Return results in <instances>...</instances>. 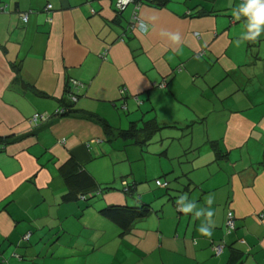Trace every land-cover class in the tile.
<instances>
[{
  "label": "crops",
  "instance_id": "crops-1",
  "mask_svg": "<svg viewBox=\"0 0 264 264\" xmlns=\"http://www.w3.org/2000/svg\"><path fill=\"white\" fill-rule=\"evenodd\" d=\"M115 1L0 0V264H264V26L246 40L243 0H166L130 29ZM114 205L148 212L122 232Z\"/></svg>",
  "mask_w": 264,
  "mask_h": 264
},
{
  "label": "trees",
  "instance_id": "trees-1",
  "mask_svg": "<svg viewBox=\"0 0 264 264\" xmlns=\"http://www.w3.org/2000/svg\"><path fill=\"white\" fill-rule=\"evenodd\" d=\"M142 3H155L159 6L163 5V2L166 0H140ZM103 128L104 130L110 134L113 130L110 125L106 123L105 120L103 119H97V121ZM155 128H158V125L155 124V122L149 121L144 125V128L142 129L144 132L147 133V135H150L153 133ZM138 130H136L134 127H131L127 130H119L117 131V136L123 137V138H130V137H136ZM114 137L113 135H110V138L112 139ZM4 139L0 138V149L4 145ZM94 182L93 179L91 178H86L85 179V188H93ZM127 188V190H125ZM133 188V184L127 183L126 185L122 184L121 191L126 193V194H131V190ZM93 190V189H92ZM89 190H86V192H82L78 195L79 198L81 199H91L96 196L95 192H88ZM95 194V195H94ZM148 212V209L144 206H135V207H128V206H110L103 208L100 213L111 220H113L121 229L122 232L129 230L131 224L140 218H143L146 216ZM123 234V233H122Z\"/></svg>",
  "mask_w": 264,
  "mask_h": 264
},
{
  "label": "clouds",
  "instance_id": "clouds-1",
  "mask_svg": "<svg viewBox=\"0 0 264 264\" xmlns=\"http://www.w3.org/2000/svg\"><path fill=\"white\" fill-rule=\"evenodd\" d=\"M240 13L241 15L245 16L248 21L247 27L250 35L246 37V40L255 41L261 33L262 26H264V0H243V3L240 5ZM140 29L145 31L146 26L141 24ZM170 38L173 41H179L180 39L179 34H171ZM185 198V196H181L178 200V205H183L182 207H179V210L184 214H189L193 211L195 205L192 203L183 204ZM206 204L209 206L213 204L212 196L207 198ZM213 215L214 213L210 207L207 209V211L201 210L196 212L197 217L204 216L208 221H210V218ZM198 231L205 237H211L212 235V227L207 226L205 223L201 224Z\"/></svg>",
  "mask_w": 264,
  "mask_h": 264
},
{
  "label": "built area",
  "instance_id": "built-area-1",
  "mask_svg": "<svg viewBox=\"0 0 264 264\" xmlns=\"http://www.w3.org/2000/svg\"><path fill=\"white\" fill-rule=\"evenodd\" d=\"M129 4H133V7H134L132 17L129 21V28L130 29H138V28H140V25L143 24L137 16V11H138L140 5H142V2L140 0H116L115 1L116 13H120L121 11H123L125 9V7ZM51 8H52L51 4H48L46 6V10H50ZM0 9L3 10V7ZM21 18L24 22H26L28 19V13H21ZM48 20L51 21L50 18ZM71 82L73 84H77V81L75 79H71ZM160 86H163V84H161ZM72 99L75 100V96L72 97ZM38 118L41 119L42 115L35 114L33 117V121L36 122ZM122 184L126 185V182L122 181ZM155 184L158 186H162V187L168 185L167 182H162L159 179L155 180ZM125 190H127V188H125ZM225 229L227 232H231L235 229V220H234V215H233L232 211H227V213H226ZM28 237H29V233L24 235L23 239H28ZM222 249H223L222 244H215L213 246V251L216 255L220 254L222 252Z\"/></svg>",
  "mask_w": 264,
  "mask_h": 264
},
{
  "label": "rangeland",
  "instance_id": "rangeland-1",
  "mask_svg": "<svg viewBox=\"0 0 264 264\" xmlns=\"http://www.w3.org/2000/svg\"><path fill=\"white\" fill-rule=\"evenodd\" d=\"M131 5H133V4H131Z\"/></svg>",
  "mask_w": 264,
  "mask_h": 264
}]
</instances>
